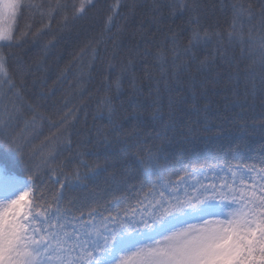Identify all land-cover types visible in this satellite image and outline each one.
Here are the masks:
<instances>
[{"label": "trees", "instance_id": "obj_1", "mask_svg": "<svg viewBox=\"0 0 264 264\" xmlns=\"http://www.w3.org/2000/svg\"><path fill=\"white\" fill-rule=\"evenodd\" d=\"M80 2L22 0L33 7L17 12L13 46L0 47L16 84L12 92L0 89V120L7 119V107L14 116L8 131L16 135L28 163L0 134V167L25 181L31 166L45 193L60 190L52 183L53 170L62 180L98 170L83 185L64 190V206L79 216L117 199L123 208L146 193L155 176L138 161L149 149L159 156L164 177L173 180L201 165L261 166L264 69L259 51L242 55L225 39L224 59L216 53L215 37L190 54L184 49L198 27L193 19L198 17L199 27L210 34L225 33L234 4L251 5L258 16L264 0H93L94 6L73 19L72 5ZM180 4H194L196 11ZM248 27L258 41L259 20L245 32ZM174 33L182 70L162 79L155 53L163 48L171 61Z\"/></svg>", "mask_w": 264, "mask_h": 264}, {"label": "snow or ice", "instance_id": "obj_2", "mask_svg": "<svg viewBox=\"0 0 264 264\" xmlns=\"http://www.w3.org/2000/svg\"><path fill=\"white\" fill-rule=\"evenodd\" d=\"M92 6V0H81L78 7L72 5L73 19ZM24 7L33 5L22 0H0V42H5L0 47L13 46L11 23ZM180 7L196 11L194 4ZM233 13L225 33L210 34L199 27L198 17L193 19L191 22L198 27L193 29L184 54L215 37L217 55L228 59L226 39L227 45L240 47L242 55L253 56L258 50L259 64L264 69V3L258 16L251 5L241 3L233 5ZM257 19L261 29L258 41L253 27L245 32L246 26ZM5 22H9L8 26ZM23 35L26 38L28 34ZM177 41L174 33L170 37L171 61L163 48L155 53L162 79L169 71L182 70L176 64L180 58ZM15 46H20L19 42ZM5 86L8 92L16 89L6 57L0 54V89ZM15 95L19 97V91ZM3 111L7 119L0 120V134L25 160L16 135L8 131L14 116L7 107ZM106 111L111 119L110 99L106 101ZM70 117L71 113L66 114L61 123ZM146 151L148 155L138 163L146 174L155 176L146 193L123 208L117 199L108 201L103 210L81 211L79 216L64 206V190L83 185L98 175V170L84 176L77 172L74 180H62L53 170L52 183L58 184L60 190L45 193L36 183L39 177L31 166L23 182L0 167V187L5 192L0 198V264H264V162L259 168L201 165L185 169L184 175L173 180L159 170V156L150 149ZM192 219L197 223L193 224Z\"/></svg>", "mask_w": 264, "mask_h": 264}, {"label": "rangeland", "instance_id": "obj_3", "mask_svg": "<svg viewBox=\"0 0 264 264\" xmlns=\"http://www.w3.org/2000/svg\"><path fill=\"white\" fill-rule=\"evenodd\" d=\"M93 1V0H92ZM8 23L9 22H5V26H8ZM13 23V22H12ZM12 23H11V27H12ZM1 43V42H0ZM17 181H19V182H23V180H17ZM5 196V192H4V190H3V188L2 187H0V198H2V197H4ZM27 199V198H26ZM193 224H195V223H197V221L195 220V219H192V221H191Z\"/></svg>", "mask_w": 264, "mask_h": 264}]
</instances>
